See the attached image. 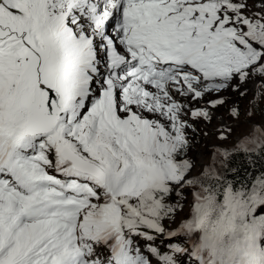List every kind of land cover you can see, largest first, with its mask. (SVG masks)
Returning <instances> with one entry per match:
<instances>
[{
    "label": "snow or ice",
    "instance_id": "6c2138e0",
    "mask_svg": "<svg viewBox=\"0 0 264 264\" xmlns=\"http://www.w3.org/2000/svg\"><path fill=\"white\" fill-rule=\"evenodd\" d=\"M253 82L264 0H0V264H264V122L197 150Z\"/></svg>",
    "mask_w": 264,
    "mask_h": 264
},
{
    "label": "rangeland",
    "instance_id": "374dc122",
    "mask_svg": "<svg viewBox=\"0 0 264 264\" xmlns=\"http://www.w3.org/2000/svg\"><path fill=\"white\" fill-rule=\"evenodd\" d=\"M261 85L258 83L253 86L249 91L251 92V95L244 100H241V98L238 99L240 101L236 108H239L242 111V115H239V118L236 119V125L233 128V132L231 136L228 137L227 140H222L217 136L215 137L214 134H210L206 137L205 142L206 143H198V151L207 153L209 147H215L220 146L221 148H229L232 143L237 144L241 140H243L245 137L251 135L253 131L255 130V127L262 122H264V104H261L258 109H254L252 106L257 103L256 98H254L253 93H255ZM234 107L226 111V114H230V110H232ZM254 112V115H250ZM225 116V111L220 113L218 111L216 121L219 123V120ZM231 121H224L223 124L228 123ZM214 124L213 126H215ZM212 126V132H214L215 127ZM195 155V153L193 154ZM206 157L202 156L199 157L201 162H204Z\"/></svg>",
    "mask_w": 264,
    "mask_h": 264
},
{
    "label": "clouds",
    "instance_id": "9594fccd",
    "mask_svg": "<svg viewBox=\"0 0 264 264\" xmlns=\"http://www.w3.org/2000/svg\"><path fill=\"white\" fill-rule=\"evenodd\" d=\"M257 83L255 82L254 84H252V85H245L244 86V89H242V91L243 90H246L247 91V95L246 96H242V95H240L239 93H237V92H234V91H231V90H229V91H227V92H225V93H223L222 94V97L225 99V101H226V103L222 106L223 108H225V109H227V110H229V109H231L232 107H235V106H237L238 105V103L240 102V101H238V99L239 98H241V100H244L245 98H247V97H249L250 95H251V92L249 91L253 86H255ZM261 87V86H260ZM220 111H222V110H220ZM217 128V127H216ZM215 128V129H216Z\"/></svg>",
    "mask_w": 264,
    "mask_h": 264
},
{
    "label": "bare ground",
    "instance_id": "6f19581e",
    "mask_svg": "<svg viewBox=\"0 0 264 264\" xmlns=\"http://www.w3.org/2000/svg\"><path fill=\"white\" fill-rule=\"evenodd\" d=\"M233 109H235V107H234ZM233 109H232V110H233ZM230 112H231V110H230ZM216 118H217V117H216ZM216 118H215V120H216ZM215 124H216V123H215ZM230 136H231V135H230ZM233 145H235V144L232 143L231 146H233Z\"/></svg>",
    "mask_w": 264,
    "mask_h": 264
},
{
    "label": "trees",
    "instance_id": "16d2710c",
    "mask_svg": "<svg viewBox=\"0 0 264 264\" xmlns=\"http://www.w3.org/2000/svg\"><path fill=\"white\" fill-rule=\"evenodd\" d=\"M239 109V108H238ZM239 112H240V114L242 115V111L239 109ZM233 144H235V143H233ZM234 146V145H233ZM230 147H232V146H230ZM239 162V161H238Z\"/></svg>",
    "mask_w": 264,
    "mask_h": 264
}]
</instances>
